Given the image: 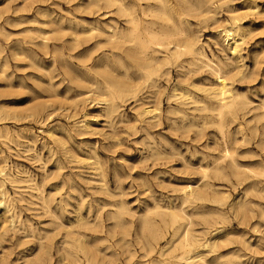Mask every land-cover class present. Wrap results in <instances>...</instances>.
I'll use <instances>...</instances> for the list:
<instances>
[{
  "label": "rangeland",
  "instance_id": "rangeland-1",
  "mask_svg": "<svg viewBox=\"0 0 264 264\" xmlns=\"http://www.w3.org/2000/svg\"><path fill=\"white\" fill-rule=\"evenodd\" d=\"M91 1L0 0V115L11 111L0 116V185L14 217H0V264H185L187 234L202 245L190 255L207 264H264V0L186 12L183 27L210 65L184 54L148 80L129 65L137 91L116 96L111 113L99 87L124 68L107 34L125 21ZM233 18L235 51L222 32ZM216 68L239 98L223 132L208 88L219 83ZM183 189L200 196L185 200Z\"/></svg>",
  "mask_w": 264,
  "mask_h": 264
},
{
  "label": "bare ground",
  "instance_id": "bare-ground-1",
  "mask_svg": "<svg viewBox=\"0 0 264 264\" xmlns=\"http://www.w3.org/2000/svg\"><path fill=\"white\" fill-rule=\"evenodd\" d=\"M101 0H92L91 3H93L96 6L100 5ZM105 4V7L108 8H113L115 11H118L121 16L124 17L125 25L124 26H117L113 27L111 32L108 33V41L109 43L112 44L114 48L120 51L119 54H117V60L120 64V67L124 68V71L121 73L122 78L118 80L113 81L109 79L105 83H103L102 87H99L102 90L105 88L107 91H109V94L111 95L110 103L106 108L109 109L110 113L114 112L117 110V105L114 101V98L116 96H122L124 94H130V93H136V88L134 89L133 86L131 85L130 82H128L129 79H132L131 74L129 73V65L132 67H136L139 70H144L146 80H148L152 74L157 73L158 71H162V68L165 67V65L169 64L172 59H179L180 56L184 54H189L192 56L193 62H201L204 65H210V63H205L203 60L206 55L204 54V50L202 51L201 48L198 45V40L197 38L191 37L187 30L183 27V15H185L186 12L189 11H206L208 10L209 7H207V3L210 4L212 0H131V1H126V0H102ZM143 1H146V5L144 6L142 3ZM215 2V1H214ZM215 4V3H214ZM81 5V4H80ZM83 5V4H82ZM79 6V5H78ZM82 7V6H81ZM85 7H88L85 5ZM216 8V7H214ZM107 9V8H106ZM210 9V8H209ZM252 9V8H251ZM111 11V10H109ZM211 12V11H209ZM105 14L107 12H104ZM204 13V12H203ZM208 13V12H207ZM46 14V13H45ZM103 14V13H101ZM205 15V14H204ZM235 16V14H233ZM40 16V15H39ZM48 16V15H47ZM201 16V15H200ZM148 17V18H146ZM203 17V16H201ZM198 18V16H197ZM200 18V17H199ZM208 18V16H207ZM214 18V17H213ZM210 19V18H209ZM208 20V19H206ZM36 21V20H34ZM115 21V20H114ZM46 22V21H45ZM44 22V24H45ZM103 22V21H102ZM218 22V21H217ZM216 22V23H217ZM214 23V22H213ZM47 24V23H46ZM239 23H236L235 18L232 19V22H228L223 26L222 32L223 35L225 36V40H227V43L231 42L230 44L233 45L232 50H236L238 48V35H239V26L237 25ZM93 28V27H91ZM63 29V28H62ZM66 29V28H65ZM96 29H94L95 31ZM99 31V30H98ZM37 32V31H36ZM41 32V31H40ZM86 32V31H85ZM81 32V33H85ZM91 31H89L90 33ZM44 33V32H43ZM48 33V32H47ZM77 34V32H75ZM92 33V32H91ZM74 34V33H73ZM75 34V36H76ZM46 35V32L44 33ZM82 35V34H81ZM92 35V34H90ZM106 35V36H107ZM196 35V34H195ZM8 36V35H7ZM94 36V35H93ZM242 36V35H241ZM60 37V36H59ZM88 37V36H87ZM90 37V36H89ZM240 37V36H239ZM64 39V38H63ZM242 39V38H241ZM76 40V38H75ZM74 40V42H75ZM77 41V40H76ZM79 41V40H78ZM107 41V42H108ZM73 42V43H74ZM42 43V42H41ZM108 43V44H109ZM40 44V43H39ZM43 44V43H42ZM83 44V42H82ZM104 44V42L102 43ZM200 44V43H199ZM99 45V44H98ZM97 45V46H98ZM44 46V45H43ZM203 49V46H202ZM17 50V49H16ZM93 50V49H92ZM115 50V49H114ZM231 50V52H232ZM15 51V50H14ZM87 51V50H86ZM166 52L165 56L161 59L158 56L159 53L161 52ZM19 52V51H17ZM54 52V51H53ZM238 52V51H237ZM19 57L18 53H15V55ZM21 54V53H20ZM14 56V55H13ZM22 56V55H21ZM103 56V55H102ZM215 56V55H214ZM97 57V56H95ZM105 57V56H104ZM235 57V56H234ZM239 56H236V58ZM21 58V57H20ZM83 58V57H82ZM126 58H129L130 61H127ZM81 59V58H80ZM89 59V57H88ZM87 59V60H88ZM82 60V59H81ZM84 60V58H83ZM86 60V61H87ZM38 61V60H37ZM111 61V60H110ZM177 61V60H176ZM211 62V60H209ZM7 63V61H6ZM155 63L156 66L153 64ZM190 63V62H189ZM193 64V63H192ZM201 64V65H202ZM102 65V64H101ZM106 65V62H105ZM186 66V65H185ZM192 66V65H191ZM196 66V65H195ZM205 66V67H206ZM22 67V66H19ZM188 67V66H186ZM204 67V66H203ZM201 68V67H200ZM211 68V67H210ZM219 68V67H218ZM216 68V73H218L217 77L219 78V83L218 85L214 88H210L211 94L213 98L216 99L217 101V112L218 116L221 118V122L217 125L220 129L221 132H223V124H222V118L226 112L231 111V109L236 106L237 98L235 94L232 93V89L229 86V83L225 76H223L220 72V70ZM109 69V68H108ZM183 69V67H182ZM214 69V68H213ZM45 70V69H44ZM166 70V69H165ZM195 70V69H194ZM6 71V70H5ZM75 71V70H74ZM169 71V69H168ZM190 71V70H188ZM202 71V70H201ZM211 71V70H210ZM245 72V70L243 71ZM69 73V72H67ZM76 73V72H75ZM164 73V72H163ZM240 73V72H239ZM165 74V73H164ZM118 75V74H117ZM169 75V74H168ZM226 75V73H225ZM76 76V75H75ZM166 76V75H165ZM186 76V75H185ZM110 77H112L110 75ZM7 78V77H6ZM148 78V79H147ZM50 79V78H49ZM90 79V78H89ZM8 80V78H7ZM81 80V79H80ZM144 80V79H143ZM9 81V80H8ZM51 81V80H50ZM82 81V80H81ZM86 81V80H84ZM37 82V81H36ZM72 82V81H71ZM80 82V81H79ZM134 82V81H133ZM145 82V81H144ZM156 82V81H155ZM158 82V81H157ZM8 83V82H7ZM11 83V82H10ZM92 83V82H91ZM102 83V82H101ZM232 83V82H231ZM46 84V83H45ZM73 84V83H72ZM135 84V83H134ZM159 84V83H158ZM9 85V84H8ZM50 85V84H49ZM91 85V84H90ZM139 85V84H138ZM145 85V84H144ZM216 85V84H215ZM10 86V85H9ZM12 86V85H11ZM136 86V85H135ZM134 86V87H135ZM4 87V86H3ZM21 87V86H20ZM80 87V86H79ZM138 87V86H137ZM146 87V86H145ZM233 87V86H232ZM27 88V87H26ZM97 88V87H96ZM149 88V87H147ZM205 88V87H204ZM138 89V88H137ZM158 89V88H157ZM177 89V88H176ZM98 90V89H97ZM140 90V89H139ZM205 90V89H204ZM7 91V90H6ZM160 91V90H159ZM175 91V90H174ZM178 91V90H176ZM206 91V90H205ZM79 92V91H78ZM106 92V91H105ZM14 93V92H13ZM56 93V92H55ZM88 93V92H87ZM101 93V92H100ZM84 94V93H83ZM128 94V95H129ZM178 94V93H177ZM182 94V93H181ZM187 94V93H185ZM82 95V94H81ZM127 95V97H128ZM184 96V94H182ZM58 96V95H57ZM101 96V95H100ZM175 96V94H174ZM54 97V96H52ZM109 97V96H108ZM133 97V96H131ZM159 97V96H157ZM187 97V96H185ZM40 98V97H39ZM135 98V97H134ZM133 98V99H134ZM179 98V97H178ZM246 98V97H245ZM105 99V98H103ZM120 100V97L118 98ZM126 99V98H125ZM130 99V98H129ZM139 99V98H138ZM189 99V98H188ZM32 100V99H31ZM34 100V99H33ZM201 100V99H200ZM210 100V99H209ZM249 100V99H247ZM104 101V100H103ZM139 101V100H138ZM194 101V100H193ZM105 102V101H104ZM125 102V101H124ZM204 103V101H202ZM248 102V101H247ZM47 103V101H46ZM59 103V102H58ZM62 103V102H61ZM123 103V102H122ZM138 103V102H137ZM201 103V102H200ZM4 104V103H3ZM143 104V103H141ZM11 105V103H10ZM8 106V105H7ZM58 106V105H57ZM28 107V106H27ZM30 107V105H29ZM43 107V106H42ZM47 107V106H46ZM52 107V106H51ZM58 107H56L57 109ZM151 107L148 106H143V112L151 113L150 109ZM23 109V108H22ZM102 109V108H101ZM105 109V108H104ZM155 109V107H154ZM153 109V110H154ZM159 110V108H157ZM155 109V110H157ZM197 109V107H196ZM201 109V108H200ZM19 110V109H18ZM45 110V109H44ZM154 110V111H155ZM10 111V110H9ZM17 111V110H16ZM26 111V110H25ZM177 111V110H176ZM210 111V110H209ZM11 112V111H10ZM10 112H6V114H1L0 116L8 115ZM18 112V111H17ZM142 112V111H141ZM142 112V113H143ZM14 114V112H13ZM24 114V113H23ZM22 114V115H23ZM33 114V113H32ZM39 114V113H38ZM141 114V113H140ZM16 115V113H15ZM20 114H18L19 116ZM50 115V114H49ZM154 115V114H151ZM182 115V114H181ZM139 116V115H138ZM137 116V117H138ZM157 116V115H156ZM16 117V116H14ZM48 117V116H47ZM50 117V116H49ZM153 117V116H152ZM205 117V116H204ZM1 118V117H0ZM12 118V117H11ZM24 118V116L22 117ZM21 118V119H22ZM41 118V116H40ZM139 118V117H138ZM145 118V117H144ZM218 118V117H217ZM6 119V118H5ZM9 119V118H8ZM86 120V119H85ZM113 120V119H112ZM149 120V119H148ZM210 121V120H209ZM237 121V120H236ZM212 122V121H211ZM242 123V122H241ZM85 124V123H84ZM87 124V123H86ZM240 125V124H239ZM188 126V125H187ZM196 126V125H195ZM241 126V125H240ZM4 130V129H3ZM232 130V129H231ZM53 131V130H52ZM226 132V131H225ZM54 133V132H53ZM221 134V133H220ZM223 134V133H222ZM11 137V136H10ZM221 141V140H220ZM224 142H226L224 140ZM222 143V142H221ZM227 145V144H226ZM264 148V147H262ZM229 151V150H227ZM156 152V151H155ZM230 152V151H229ZM234 152V151H233ZM227 155V154H226ZM222 158V157H221ZM232 158V157H231ZM5 160V159H4ZM7 162V161H6ZM8 163H5L0 166V173L3 174L4 176L7 175V165ZM229 164V163H227ZM218 165V164H217ZM256 165V164H255ZM216 166V165H215ZM253 169V168H252ZM218 170V169H214ZM238 171V170H237ZM249 171V170H248ZM11 172V171H10ZM226 172V171H225ZM202 173L203 170H202ZM249 173V172H248ZM9 174V173H8ZM225 175V174H224ZM251 175V174H249ZM11 176V175H10ZM17 178V177H16ZM223 178V177H222ZM252 178V177H251ZM1 179V178H0ZM8 179V177H7ZM14 179V178H13ZM18 179V178H17ZM201 180H203L201 178ZM224 180H227L224 178ZM243 180V179H242ZM261 181V180H260ZM259 181V182H260ZM17 182V180H16ZM208 184V183H207ZM206 185V184H205ZM191 186V185H189ZM210 186V185H209ZM216 186V185H215ZM219 186V185H218ZM197 187V186H196ZM207 187V186H206ZM187 188V187H186ZM209 188V187H208ZM203 189V188H202ZM250 189V188H249ZM256 189V188H254ZM184 190V189H183ZM182 190V191H183ZM197 190V189H196ZM249 191V190H248ZM255 191V190H254ZM262 191V190H261ZM264 191V190H263ZM8 191L5 190L4 187L0 185V217H5L6 221H9L10 223L14 220L13 218V213L11 212V209L8 205ZM250 192V191H249ZM10 194V193H9ZM10 196V195H9ZM43 195H41L42 197ZM200 196L199 192H196L194 189H188L184 190V199L185 200H190L192 198H197ZM211 198V197H210ZM216 198V197H215ZM214 198V199H215ZM42 199V198H41ZM49 202V199L46 198ZM207 199V198H205ZM221 199V198H220ZM45 200V198H44ZM42 200V201H44ZM46 200V201H47ZM52 200V199H51ZM208 200V199H207ZM213 200V199H212ZM218 200V199H217ZM223 200V199H222ZM41 201V202H42ZM45 201V203H46ZM211 201V200H210ZM214 201V200H213ZM243 201V200H242ZM245 201V200H244ZM219 203V201H218ZM221 203V202H220ZM45 205V204H44ZM48 205V204H47ZM42 206V205H41ZM235 206V205H234ZM158 207V206H156ZM241 207V206H240ZM44 208V206H43ZM42 208V210H43ZM48 208V207H46ZM154 208V207H153ZM161 208V207H160ZM163 208V207H162ZM165 208V207H164ZM170 208V207H169ZM181 208V207H180ZM236 208V207H235ZM49 209V208H48ZM121 209V208H120ZM157 209V208H156ZM168 209V208H166ZM175 209V208H174ZM14 210V209H13ZM47 210V209H46ZM149 210V209H148ZM48 211V210H47ZM47 211L45 214H47ZM131 211V210H130ZM154 211V209H153ZM250 211V210H249ZM44 212V211H42ZM54 213V212H53ZM150 213V212H149ZM206 213V212H204ZM212 213V212H211ZM210 213V214H211ZM215 214V212H213ZM44 214V213H43ZM122 214V213H121ZM185 214V213H184ZM193 213L192 215H194ZM198 214V213H197ZM200 214V213H199ZM202 214V213H201ZM200 214V215H201ZM219 214V213H218ZM262 214V213H261ZM54 215V214H53ZM135 215V214H134ZM146 214H144L145 216ZM207 215V214H206ZM18 216V215H17ZM143 216V217H144ZM203 216V215H201ZM210 216V215H209ZM261 216V215H260ZM48 217V216H47ZM51 217V216H50ZM54 217V216H53ZM57 217V215H56ZM200 217V216H199ZM221 217V216H220ZM181 218L180 214L177 213H172V220L173 222H176L177 219ZM191 219V217H189ZM203 218V217H202ZM207 218V217H206ZM17 219V218H16ZM204 219V218H203ZM185 220V219H184ZM120 221V220H119ZM163 221V220H162ZM209 221V220H206ZM54 222V221H52ZM118 222V221H117ZM147 222V220H146ZM210 222V221H209ZM216 222V220H215ZM56 223V221L54 222ZM58 223V221H57ZM82 223V222H81ZM127 223V222H126ZM208 223V222H207ZM60 224V222H59ZM120 224V223H119ZM124 224V223H123ZM189 224V223H188ZM192 224V223H191ZM189 224V225H191ZM209 224V223H208ZM53 225V224H52ZM58 225V224H55ZM71 226V225H70ZM171 226V224H170ZM63 227V226H62ZM122 227V226H121ZM54 228V227H53ZM124 228V227H123ZM171 228V227H170ZM185 228V227H184ZM206 228V227H205ZM72 229V228H70ZM118 229V228H117ZM122 229V228H121ZM157 229V228H156ZM45 230V229H44ZM56 230V229H55ZM60 230V229H59ZM75 230V229H74ZM154 230V229H153ZM160 230V229H159ZM186 230V228H185ZM184 230V231H185ZM49 231V230H48ZM58 231V230H57ZM47 232V231H46ZM190 232V230H189ZM188 232V233H189ZM45 233V232H44ZM52 233V232H51ZM187 233V232H185ZM49 234V232H48ZM161 236V233H159ZM164 234V233H163ZM183 234V233H182ZM191 234V232H190ZM82 235V233H81ZM40 236V234H39ZM43 236V235H42ZM69 236V234H68ZM164 236V235H163ZM182 236V235H180ZM179 236V237H180ZM186 236V235H185ZM72 237V236H71ZM85 237L82 236V238ZM179 237L176 240H179ZM191 237V236H190ZM40 238V237H39ZM41 237L40 239H42ZM45 238V237H44ZM68 238V237H67ZM75 238V237H74ZM73 238V239H74ZM79 238V237H78ZM153 238V236H152ZM69 239V238H68ZM45 240V239H44ZM63 240V239H62ZM71 240V239H69ZM68 240V241H69ZM82 240V239H81ZM50 241V237H49ZM64 241V240H63ZM67 241V242H68ZM75 241V240H74ZM73 241V242H74ZM86 241V240H84ZM83 241V242H84ZM185 245L187 249L185 250V254L181 255L178 259L184 262L185 264H207L204 260V258L200 254H195V255H190V252L195 251L198 246L200 247V243L195 241L194 239H189L188 234L187 237L185 238ZM46 242V241H45ZM48 242V240H47ZM46 242V243H47ZM53 242V240L51 241ZM49 242V243H51ZM72 242V243H73ZM81 242V243H83ZM100 242V241H99ZM63 243V242H62ZM61 243V244H62ZM75 243V242H74ZM79 243V242H78ZM77 243V244H78ZM87 243V241H86ZM89 243V242H88ZM92 243V242H91ZM118 243V242H116ZM147 243V242H146ZM174 243V241H173ZM179 243V242H178ZM182 243V242H181ZM205 243V241H204ZM247 243V242H246ZM53 244V243H52ZM67 244V243H66ZM90 244V243H89ZM43 245V243H42ZM49 245V244H48ZM47 245V246H48ZM70 245V244H69ZM74 245V244H73ZM91 245V244H90ZM182 245V244H181ZM180 245V246H181ZM61 247L63 245H60ZM59 246V247H60ZM67 246V245H64ZM77 246V245H76ZM79 246V245H78ZM77 246V247H78ZM94 246V245H93ZM146 246V245H145ZM144 246V247H145ZM175 246V245H174ZM202 246V245H201ZM205 246V244H204ZM45 247V246H44ZM53 247V246H52ZM56 247V246H55ZM60 247V248H61ZM75 247V246H74ZM142 248V245L140 246ZM182 247V246H181ZM69 248V247H68ZM73 248V247H71ZM171 248V247H170ZM204 248V247H203ZM40 249V248H39ZM55 249V248H54ZM65 249V248H63ZM62 249V250H63ZM84 249V248H83ZM87 249V248H86ZM91 249V248H90ZM95 249V248H94ZM97 249V248H96ZM146 249V248H145ZM148 249V248H147ZM169 249V248H168ZM201 249V248H200ZM51 250V249H50ZM49 250V251H50ZM58 251V249H56ZM68 250V249H66ZM71 250V249H70ZM77 250V249H75ZM82 250V249H81ZM103 250V249H102ZM105 250V249H104ZM103 250V251H104ZM159 250V248H158ZM180 250V249H179ZM46 251V250H45ZM69 251V250H68ZM97 251V250H96ZM169 250H167L168 252ZM177 251V250H176ZM184 251V250H183ZM204 251V250H203ZM60 252V251H58ZM76 252V251H75ZM95 252V251H94ZM102 252V251H101ZM157 252V251H156ZM155 252V253H156ZM66 253V252H65ZM69 253V252H68ZM73 253V252H72ZM91 253V252H90ZM113 253V252H112ZM197 253V252H196ZM199 253V252H198ZM40 254V252H39ZM44 254V253H43ZM49 254V253H48ZM51 254V253H50ZM61 254V253H60ZM74 254V253H73ZM83 254V253H82ZM88 254V253H87ZM93 254V253H92ZM96 254V253H95ZM115 254V253H114ZM146 254V252H145ZM144 254V256H145ZM231 254V253H230ZM233 254V253H232ZM231 254V255H232ZM236 253H234L235 255ZM68 255V254H67ZM94 255V254H93ZM92 255V256H93ZM100 255V254H99ZM103 255V254H102ZM163 255V254H162ZM228 255V254H227ZM71 256V255H70ZM76 256V255H75ZM90 256V255H89ZM111 256V255H110ZM131 256V255H130ZM147 256V255H146ZM175 256V255H174ZM179 256V255H178ZM220 256V253H219ZM62 257V256H61ZM60 257V258H61ZM72 257V256H71ZM101 257V256H99ZM109 257V256H107ZM114 257V256H113ZM122 257V256H121ZM222 257V256H221ZM38 258V257H37ZM69 258V257H68ZM77 258V256H76ZM92 258V257H91ZM104 258V256H103ZM102 258V259H103ZM132 258V256H131ZM239 258V257H238ZM80 259V258H79ZM86 259V258H85ZM99 259V258H98ZM113 259V258H112ZM44 260V259H43ZM52 260V259H51ZM67 260V259H66ZM93 260V259H92ZM95 260V258H94ZM105 260V258H104ZM97 261H100L97 260ZM102 261V260H101ZM213 261V260H212ZM37 262V261H36ZM72 262V261H71ZM94 262V261H93ZM108 262V261H107ZM116 262V261H115ZM52 263V262H51ZM59 263V262H58ZM79 263V262H78ZM103 263V262H102ZM129 263V262H128ZM213 263V262H212ZM47 264V263H46ZM88 264V263H87ZM93 264V263H92ZM96 264V263H95ZM105 264V263H104ZM108 264V263H107ZM115 264V263H114ZM181 264V263H180Z\"/></svg>",
  "mask_w": 264,
  "mask_h": 264
}]
</instances>
